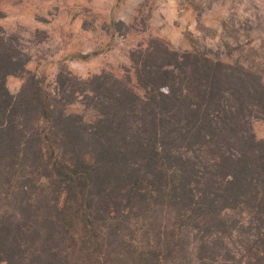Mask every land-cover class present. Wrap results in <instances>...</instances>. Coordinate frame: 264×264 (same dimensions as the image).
I'll return each mask as SVG.
<instances>
[{
  "label": "trees",
  "instance_id": "1",
  "mask_svg": "<svg viewBox=\"0 0 264 264\" xmlns=\"http://www.w3.org/2000/svg\"><path fill=\"white\" fill-rule=\"evenodd\" d=\"M28 61L0 28V264H264L259 74L159 39L134 84Z\"/></svg>",
  "mask_w": 264,
  "mask_h": 264
},
{
  "label": "rangeland",
  "instance_id": "2",
  "mask_svg": "<svg viewBox=\"0 0 264 264\" xmlns=\"http://www.w3.org/2000/svg\"><path fill=\"white\" fill-rule=\"evenodd\" d=\"M0 28L50 86L61 71L134 84L131 53L154 39L252 69L264 83V0H0ZM23 83L7 79L14 95ZM70 110L93 115L80 101ZM253 130L264 139V119Z\"/></svg>",
  "mask_w": 264,
  "mask_h": 264
}]
</instances>
